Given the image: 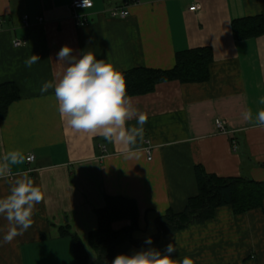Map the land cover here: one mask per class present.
Segmentation results:
<instances>
[{
    "label": "crops",
    "instance_id": "1",
    "mask_svg": "<svg viewBox=\"0 0 264 264\" xmlns=\"http://www.w3.org/2000/svg\"><path fill=\"white\" fill-rule=\"evenodd\" d=\"M73 1L0 0V84L13 82L21 94L0 117V163L11 150L35 155L0 179V198L25 172L45 193L31 227L0 246V264H76L77 238L94 262L101 211L125 208V201L134 205L137 226L125 209L112 216L113 231L133 227L117 255L149 248L163 254L172 243L177 261L187 256L194 264H264V202L244 213L221 206L212 219L160 235L157 227L159 217L184 211L198 194L196 166L220 177L264 181V128L242 115L264 109V0H92L91 7L77 10ZM126 7V18L112 16ZM75 13L87 23L79 25ZM251 17L259 18L245 20ZM16 38L27 45L15 47ZM65 45L73 56L90 51L121 72L169 70L178 52L197 48L210 49L213 60L206 81H166L130 96L148 121L143 142L138 139L134 148L139 159H126L120 143L71 129L60 117L54 89L40 92L63 73L66 65L57 54ZM32 54L40 60L28 68L24 61ZM9 227L0 217V240Z\"/></svg>",
    "mask_w": 264,
    "mask_h": 264
},
{
    "label": "clouds",
    "instance_id": "2",
    "mask_svg": "<svg viewBox=\"0 0 264 264\" xmlns=\"http://www.w3.org/2000/svg\"><path fill=\"white\" fill-rule=\"evenodd\" d=\"M84 8L91 7V0H83ZM72 48L65 45L57 54L59 62L66 67L55 81H47L40 88L41 93L54 89L58 112L62 120L76 132L98 134L109 143H120L126 159H139L134 150L137 140H144V125L148 121L146 113L134 107L126 91L124 75L108 59H97L88 51L80 57L72 55ZM40 60L32 54L24 63L31 68ZM264 105V97L259 100ZM244 120L254 122L264 128V109L253 114L251 108L243 112ZM135 119L136 126L129 127L127 121ZM31 160L20 150L8 151L0 163V179L11 175L14 165H22ZM45 200V193L28 174L22 173L13 183L9 194L0 198V217L7 220L10 227L0 240V246L11 243L17 236L31 227L35 206ZM146 244H151L149 237ZM176 247L169 243L162 254L149 248L131 255L118 254L112 264H194L193 259L185 256L177 261L172 258Z\"/></svg>",
    "mask_w": 264,
    "mask_h": 264
},
{
    "label": "trees",
    "instance_id": "3",
    "mask_svg": "<svg viewBox=\"0 0 264 264\" xmlns=\"http://www.w3.org/2000/svg\"><path fill=\"white\" fill-rule=\"evenodd\" d=\"M259 17L246 18V21L258 20ZM260 22V21H259ZM264 19L259 25L263 28ZM213 53L208 48L190 49L178 52L176 65L169 70L134 68L122 72L126 81L128 96L142 95L154 91L157 84L178 80L180 82H203L209 79L210 63ZM21 98L19 87L13 82L0 84V117L5 119L10 105ZM196 176L199 192L190 198L184 211L175 213L169 210L157 219L159 235L161 233L181 230L196 223H203L215 216L216 209L221 206H232L235 213H244L261 207L264 202V181L259 182L245 177H220L207 172L202 166H196ZM122 206L105 209L100 213L101 228L95 233L93 247L98 258L90 262L82 244L75 243L76 264H112L117 256L116 248L124 235L131 238L133 227L137 226V216L134 205L128 206L125 201ZM125 209V213L132 212L134 226L130 229L113 231L108 227L115 212ZM118 210V211H117ZM159 235L153 239L155 242Z\"/></svg>",
    "mask_w": 264,
    "mask_h": 264
},
{
    "label": "built area",
    "instance_id": "4",
    "mask_svg": "<svg viewBox=\"0 0 264 264\" xmlns=\"http://www.w3.org/2000/svg\"><path fill=\"white\" fill-rule=\"evenodd\" d=\"M91 3H92V0H91ZM82 4H83V0H74L73 3H72V8L74 10L82 9V8H84L82 6ZM195 9H196V7H191L190 8V10H195ZM111 14L114 17L126 18L130 14V11H129L128 7H126V8H116V9L112 10ZM74 17L76 19H78V24L79 25H84V24L87 23L86 19H79V15L77 13H75ZM36 20L39 21V22H42V21H44V17H37ZM1 22H2V19L0 18V23ZM33 22L34 21H33L32 17L29 14L24 16V23H25L26 26L32 25ZM27 43L28 42H27L26 39L24 40V39L16 38L13 41V44H14L15 47H22V46L27 45ZM217 124H218V126L220 128L223 129V123H222L221 120H217ZM147 154H148V158L151 159L152 156H151V151L149 149H147ZM29 156H31V160L30 161L27 160V161L28 162H34L35 155L34 154H30Z\"/></svg>",
    "mask_w": 264,
    "mask_h": 264
}]
</instances>
